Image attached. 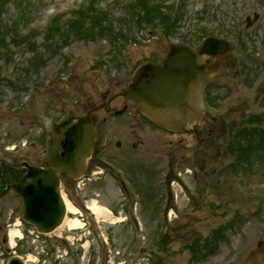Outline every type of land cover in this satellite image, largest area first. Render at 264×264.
I'll use <instances>...</instances> for the list:
<instances>
[{"label": "rangeland", "instance_id": "1", "mask_svg": "<svg viewBox=\"0 0 264 264\" xmlns=\"http://www.w3.org/2000/svg\"><path fill=\"white\" fill-rule=\"evenodd\" d=\"M19 1L24 0H6L1 20L20 18ZM33 1L37 5L27 24L18 27L20 44L7 42L8 49L0 48V162L42 161L47 141L58 140L57 134L45 131L51 121L82 115L91 103L98 123V142L83 184L61 179L88 228L82 235L61 228L49 236L69 249L61 264H106L109 250L114 264H264V162L236 163L237 151L226 152L227 144L230 147L246 128L260 136L247 138L239 145L241 151L251 155L255 149L258 158H264L258 143L264 137V0H166L175 7L186 3L180 26L170 37L159 23H138V0ZM162 5L161 11L168 13ZM90 6L96 11L107 8L103 25L114 26L127 40L116 65L104 53L112 45L105 37L81 40L72 35L64 43L58 34L56 53L44 45L50 26L65 28L69 21H80V12ZM253 12L259 13L258 19L245 27V17ZM207 33L228 38L231 48L208 83L211 107L195 126L197 131L169 133L134 105L129 113L102 120L106 112L97 105L103 95L113 96L114 115L113 109L125 102L114 94L125 86L135 65L161 61L162 46L169 42L197 46ZM12 36L9 31L6 40ZM33 43L44 59L37 68L28 48ZM118 139L122 146L115 148L112 143ZM84 198L96 200L119 219H106L99 227L81 202ZM1 211L4 249L7 222L22 214L12 191L0 198ZM69 232L75 234L74 244L65 238ZM87 242L88 249L83 248Z\"/></svg>", "mask_w": 264, "mask_h": 264}, {"label": "water", "instance_id": "2", "mask_svg": "<svg viewBox=\"0 0 264 264\" xmlns=\"http://www.w3.org/2000/svg\"><path fill=\"white\" fill-rule=\"evenodd\" d=\"M257 16L255 13L253 20ZM229 48L227 39L213 35L205 37L198 50L185 44L169 43L164 46L163 64H141L123 94L135 103L140 102L142 112L158 125L170 130H186L203 117V83L217 73L226 58L223 54L208 69V56L222 54ZM54 125L57 132L59 128L62 131L58 142L48 143L50 167L24 162L27 171L19 182L12 184L23 198V219L40 232H50L62 222L65 205L58 175L78 177L84 171L94 141V125L88 115L67 116ZM7 264L24 263L18 256H12Z\"/></svg>", "mask_w": 264, "mask_h": 264}, {"label": "trees", "instance_id": "3", "mask_svg": "<svg viewBox=\"0 0 264 264\" xmlns=\"http://www.w3.org/2000/svg\"><path fill=\"white\" fill-rule=\"evenodd\" d=\"M6 0L0 1V12L1 9L5 7ZM164 0H138L137 7L141 11L140 19L138 23L141 25L142 21H147L148 23H159L162 29L164 30L163 33H166L168 35H171L174 33L175 28L179 26L180 18L182 17L184 8V5H177L176 7L174 5H164L168 9V13L162 12L161 6ZM37 5L33 0H24L19 1L17 3V7L21 8V14L20 18L18 20H12V23L4 22V20H1L0 18V48L8 49V43L13 42L15 45H19V37H17L18 33V27L20 24L26 25L28 20L27 18L31 15L33 12L34 6ZM128 8L131 7V5H127ZM180 7V10H179ZM87 11L80 12L82 15L80 21H69L67 23V26L64 28V26H60L58 24L54 26H50L48 31L46 32V47H53L54 49H51L52 52H56L58 50L59 46L56 44L57 37H60V41L66 43L68 42L70 36L74 35L77 37V39H84V38H94L95 36L99 35L101 37H108L112 44L116 43L118 41L119 37H121L118 34H115L114 32V26L112 25H103L105 17L108 15V12L106 9L100 8L99 10H94L93 8L86 7ZM93 9V10H92ZM179 10V11H178ZM92 11H95L96 13L93 14ZM1 16V14H0ZM3 21V22H2ZM12 31L13 36L6 40L8 32ZM8 42V43H7ZM28 48L32 50H36L35 43L28 45ZM38 60V59H37ZM0 81H1V72H0ZM247 129L241 132H239L237 138L232 141V145L228 148V151L234 152L238 149L241 151L239 145L244 146L245 141H247V135L251 137H259L260 135L256 134H248ZM244 136L243 141L240 140V137ZM260 140L264 143V137L261 139H258V143H260ZM242 152V151H241ZM243 153V152H242ZM253 154H246L243 153V156L239 154L238 161L245 162L249 158H251ZM235 164H230L229 166H234ZM12 173V172H11ZM158 261H155L153 264H157Z\"/></svg>", "mask_w": 264, "mask_h": 264}, {"label": "bare ground", "instance_id": "4", "mask_svg": "<svg viewBox=\"0 0 264 264\" xmlns=\"http://www.w3.org/2000/svg\"><path fill=\"white\" fill-rule=\"evenodd\" d=\"M66 200V207L68 211H72V212H78L79 209L77 206H75L72 202H70L69 200ZM89 208L91 209L92 213H95L96 217H100L103 219H108L111 222H115L116 220H118V217H114L111 214V211L109 210V208H107L106 206H103L101 204H99L98 202H96V200L92 199L91 202L88 203ZM68 226L69 228L72 226H80L81 225V221L76 217H72V218H64V220L62 221V223L58 226V229L63 227V226ZM17 229H11L10 233H16ZM88 244V242L86 243Z\"/></svg>", "mask_w": 264, "mask_h": 264}, {"label": "flooded vegetation", "instance_id": "5", "mask_svg": "<svg viewBox=\"0 0 264 264\" xmlns=\"http://www.w3.org/2000/svg\"><path fill=\"white\" fill-rule=\"evenodd\" d=\"M114 96L116 97V96H121V97H123L122 95H121V93H120V91L119 92H117L116 94H114ZM112 98H114L113 96H111V97H109V98H106V95H103V99H104V101H106V102H103L102 104H101V106H106V109L107 110H110V101L112 100ZM123 98H125V97H123ZM126 101H127V103H126ZM122 105H123V107L126 109V111L129 113L130 111H131V106H132V103L127 99V98H125V102L124 103H122ZM96 106V105H95ZM91 110H90V107L87 109V112H90ZM117 111V110H116ZM94 122H96V120H97V114L95 115L94 114ZM36 163L37 164H39V165H41V166H47L48 165V162L46 161V159L44 158L42 161H36ZM6 185H9L8 183H6L5 184V186ZM9 189V188H8Z\"/></svg>", "mask_w": 264, "mask_h": 264}]
</instances>
